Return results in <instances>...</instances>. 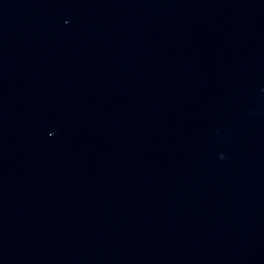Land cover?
<instances>
[{"label": "water", "instance_id": "95a60500", "mask_svg": "<svg viewBox=\"0 0 264 264\" xmlns=\"http://www.w3.org/2000/svg\"><path fill=\"white\" fill-rule=\"evenodd\" d=\"M0 159L86 264H264V0H0Z\"/></svg>", "mask_w": 264, "mask_h": 264}]
</instances>
